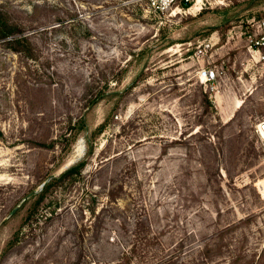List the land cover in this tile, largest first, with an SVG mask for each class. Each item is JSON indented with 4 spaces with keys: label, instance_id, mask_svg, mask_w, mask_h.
I'll list each match as a JSON object with an SVG mask.
<instances>
[{
    "label": "rangeland",
    "instance_id": "rangeland-1",
    "mask_svg": "<svg viewBox=\"0 0 264 264\" xmlns=\"http://www.w3.org/2000/svg\"><path fill=\"white\" fill-rule=\"evenodd\" d=\"M263 18L0 0V264H264Z\"/></svg>",
    "mask_w": 264,
    "mask_h": 264
},
{
    "label": "built area",
    "instance_id": "built-area-1",
    "mask_svg": "<svg viewBox=\"0 0 264 264\" xmlns=\"http://www.w3.org/2000/svg\"><path fill=\"white\" fill-rule=\"evenodd\" d=\"M147 4L155 11H166L175 3L190 2L191 0H145ZM264 45V18L256 23V30H254L253 38L250 39V47L255 48ZM215 69L207 67L200 71V77L205 80H212L216 78ZM263 148H264V117L259 119L255 126Z\"/></svg>",
    "mask_w": 264,
    "mask_h": 264
},
{
    "label": "trees",
    "instance_id": "trees-1",
    "mask_svg": "<svg viewBox=\"0 0 264 264\" xmlns=\"http://www.w3.org/2000/svg\"><path fill=\"white\" fill-rule=\"evenodd\" d=\"M190 4V2H182V6H188ZM25 38V37H24ZM15 42L19 43L22 42V37L21 38H17L15 40ZM102 127H100L101 129ZM80 166L79 165H73L72 167H70L69 169H67L66 171H64L61 175L59 176H54L51 179H49L46 183V185L44 186V188L41 190V192L39 193V200L43 199L46 195V193L48 192V190L55 184H57L61 179H63L64 177H67L70 174L73 173H79L80 172Z\"/></svg>",
    "mask_w": 264,
    "mask_h": 264
},
{
    "label": "water",
    "instance_id": "water-1",
    "mask_svg": "<svg viewBox=\"0 0 264 264\" xmlns=\"http://www.w3.org/2000/svg\"><path fill=\"white\" fill-rule=\"evenodd\" d=\"M46 183H47V181L43 183V185H42V187L40 188L39 191H41V190L44 188V186L46 185ZM37 192H38V191H31V192L25 197L24 201H25L26 199H28L29 197L33 196V195H34L35 193H37ZM18 208H19V206L15 207V208L12 210L11 215H12L13 213H15V211H17Z\"/></svg>",
    "mask_w": 264,
    "mask_h": 264
}]
</instances>
